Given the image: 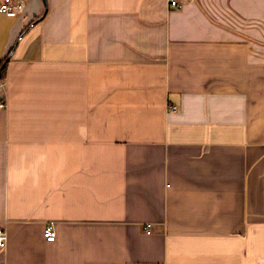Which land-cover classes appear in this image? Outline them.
Returning a JSON list of instances; mask_svg holds the SVG:
<instances>
[{
    "label": "crops",
    "instance_id": "0c3cea01",
    "mask_svg": "<svg viewBox=\"0 0 264 264\" xmlns=\"http://www.w3.org/2000/svg\"><path fill=\"white\" fill-rule=\"evenodd\" d=\"M171 1L0 12V264H264V0Z\"/></svg>",
    "mask_w": 264,
    "mask_h": 264
},
{
    "label": "built area",
    "instance_id": "2783aa9c",
    "mask_svg": "<svg viewBox=\"0 0 264 264\" xmlns=\"http://www.w3.org/2000/svg\"><path fill=\"white\" fill-rule=\"evenodd\" d=\"M172 5L180 6L176 0L171 1ZM22 4L19 0H2L0 2V12L11 13L17 8H21ZM5 107L3 102H0V108ZM174 108V106H173ZM44 235L48 241L56 239V232L53 223H48L44 229ZM8 243V232L4 227L0 226V248H6Z\"/></svg>",
    "mask_w": 264,
    "mask_h": 264
},
{
    "label": "trees",
    "instance_id": "16d2710c",
    "mask_svg": "<svg viewBox=\"0 0 264 264\" xmlns=\"http://www.w3.org/2000/svg\"><path fill=\"white\" fill-rule=\"evenodd\" d=\"M10 55L0 59V80L3 79L6 73L7 64L9 62Z\"/></svg>",
    "mask_w": 264,
    "mask_h": 264
}]
</instances>
